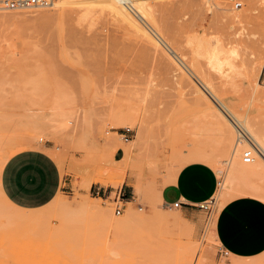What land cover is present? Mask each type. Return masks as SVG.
Listing matches in <instances>:
<instances>
[{
  "label": "rangeland",
  "instance_id": "374dc122",
  "mask_svg": "<svg viewBox=\"0 0 264 264\" xmlns=\"http://www.w3.org/2000/svg\"><path fill=\"white\" fill-rule=\"evenodd\" d=\"M174 1L157 6V27L145 26L147 36L96 0L0 9V170L7 148L23 143L49 150L62 175L58 196L35 211L47 212L36 224L19 226L17 209L0 194V264H264V254L251 260L225 255L217 239L224 200L236 196L222 187L234 149L220 145L213 116L194 93L201 80L170 53L188 66L202 64V79L217 95L247 107L254 86L264 95V0ZM216 38L221 50L239 52L240 74L230 81L202 52L201 44ZM58 99L74 111L65 124ZM258 113L264 128V108ZM233 132L241 144V131ZM117 139L130 149L125 156L108 146ZM199 148L221 165L217 170L206 162L218 172L219 185L211 209L198 205L202 217L188 218L164 205L163 189L173 183L180 160ZM132 172L144 190L131 185ZM85 199L115 218L136 212L147 222L112 226L109 217L82 209ZM60 221L71 228H56Z\"/></svg>",
  "mask_w": 264,
  "mask_h": 264
},
{
  "label": "bare ground",
  "instance_id": "6f19581e",
  "mask_svg": "<svg viewBox=\"0 0 264 264\" xmlns=\"http://www.w3.org/2000/svg\"><path fill=\"white\" fill-rule=\"evenodd\" d=\"M63 1L64 0H53L52 6H60ZM96 1H98L100 4H102L103 9L108 10L111 13V15L116 16L119 19H122V21H127V22L131 23L133 26L136 27V29H139L141 31V33H143L145 31L148 32V30H146V28L151 30L152 32H153V30L151 29V27L153 29H156L155 27H157V26L155 25V23L157 24V21L155 22L154 17H155V12H156L157 6L163 5L164 3L172 2L174 0H154V1L132 0V4L130 6L122 3L121 0H96ZM201 1H203V3L205 4V3H209V2H212V3L215 2L216 3L219 0H201ZM174 2H176V0ZM177 2H178V0H177ZM88 7L89 6H87V8ZM0 9H2V8L0 7ZM242 15H241V17H243V18H240V19H244L245 14H242ZM237 16H238V18L240 17V15H237ZM145 26H146V28H145ZM259 29H260V35L264 38V22H261ZM146 32H145V36H147ZM148 35H150V34H148ZM214 40L215 41L208 40V41H206L207 43L204 42V44H206V46L201 44L203 46L202 52H204L203 51L204 49L206 50V54L209 58L208 59L209 64L214 66L211 69H213V68L215 69L218 67V70L226 78V80L230 81L232 78H235L238 74H240V72L237 74V70H236L237 64H235L236 63L235 59L238 57L239 52H238L236 47H232V46H227V48H225L224 50H221L224 46L223 47L220 46L221 44L219 43V40L217 38ZM157 44L158 43L156 41V43L153 46V49L158 48ZM201 45H200V48H202ZM169 46H170V44H169ZM166 47H167V45H166ZM220 47H222V48H220ZM200 48H199V52L201 55L202 52H201ZM167 49H168V47H167ZM168 50H170V49H168ZM175 52L176 51H174L173 49L170 50V53L172 54V56H174L176 58V60H178V62L180 64H182V66L191 75H192V73H194V75H195L194 77L197 76L202 82V85H199L200 87H196L194 89V93L196 94V97L199 98L198 100H201L202 103H204L203 105H205L207 107L209 114L213 116V119L211 120V122H213L212 124L214 126L215 125L217 126V127L213 126V128H214V130H218L217 132L220 134V136H219V134L215 131L218 134V137L221 138V139L219 138L220 139L219 142H221L220 145H224V146H226V148L228 147L229 149L230 148L234 149V151L232 150L233 152L229 157V159H230L229 160L230 161L229 162L230 172L228 174L229 176L227 178V183L224 184L225 182H223L222 187L224 186V187L232 188L233 194L236 195L233 198L240 197V196H252V197L259 198V199L264 201V128L262 125L263 120H261L262 118H259V116H258V114H259L258 112L264 108V95L261 93L262 90L259 91L258 87L254 86V89L250 93L249 99L247 100L248 104H246V105H248V106L247 107L241 106L240 108L236 107L234 104L230 103L226 99L217 95L214 88L211 87L212 85L210 86V84L206 83L209 81H203V79L205 78V76H203L204 73H203V71L201 72L200 71L201 69L199 68L200 69L199 70L197 67V66H199V64H200L199 62L201 61V60L199 61V58H197V60L195 59V62L197 61L199 63V64L197 63L198 65H196V63H195L194 64L195 66H194L193 63H191L190 66H188L189 63L186 62L187 59H186V61L185 60H183V61L179 60V58L177 56L178 54ZM202 56H204L203 53H202ZM259 59H260L259 60L260 66H262L264 64V49L262 50V54H261V57ZM160 60H161V62H165V64L169 65L163 58H161ZM204 61H206V60H204ZM182 62H184L185 65ZM205 63H207V62H204V64ZM207 64H205L206 67L209 66ZM201 65L202 64H200V66ZM187 66L189 67L188 69H187ZM190 71H192V72H190ZM205 72H206V70H205ZM208 72L210 73L211 70L209 69V71H207V73ZM208 98L214 102L217 109L215 107H213L212 104L207 100ZM259 105H261L262 107L259 108ZM56 107L59 108L60 115L62 117H64L63 118L64 124L74 114L73 109L68 105V102L64 99H58ZM262 112H260V113H262ZM233 127L241 131V135H242L241 139H240L241 144L234 142ZM139 133L141 135L143 133V129H142L141 125L139 128ZM21 142H23V141H21ZM246 144L248 145L246 148L254 147V149H255V158H254L253 162L247 163V164H245V162L242 163L240 160L241 148L245 147ZM108 146L113 148L112 150L115 153H117V155L120 152H123V155L125 156L130 151V149L127 146H125L124 144H122L118 139H117V141L108 142ZM22 147H25V145L23 143L18 144V146H16V147L15 146L14 147H11V146L8 147L6 150L8 153H7V156L5 158L3 165L15 153L22 151L24 149L32 148V146L27 147V148H22ZM197 150H200V151H197V152L193 151L194 153L186 155L183 158V160L182 159L180 160L179 164H177V166H176V170L172 174V180H171L172 182L175 181L176 176L179 173V171L184 166H186L187 164L192 163V162H205V163L207 162V163L213 165V167H215L217 170L221 169V165L218 163V161L213 159V156H211V154L207 153L206 150L202 149V151H201L200 148ZM117 163H119L118 160H117ZM3 165L1 167V170L3 168ZM1 170H0V176H1ZM135 176L137 177L135 172H132L131 175L129 176L131 185H134V187L136 186L135 188H137L138 191H141L143 189L141 182L140 181L137 182L139 180L138 179L137 181L135 180L136 181V183H135L133 180L135 178ZM251 178H253V179L255 178L256 181H253ZM0 194H1L2 198L6 201V203L13 206L7 200V198L5 197V195L3 193L2 189H1V182H0ZM139 194H140V192H139ZM144 195H146V194L144 193ZM233 198H229V199H233ZM229 199L226 201L224 200V202L227 203L229 201ZM225 203H224V205H225ZM79 206L82 209L86 210L87 212H90L93 215H97V216L102 217V218L103 217H109L110 223L112 224V226H115V227L116 226L120 227V228L121 227H128V226L131 227L138 222H145V223L147 222L146 217L141 216L140 214H138L136 212H133L132 214H130L129 216H127L125 218H121V219L115 218L113 215H111V213L108 210L103 209L98 204L93 203V202L86 200V199L83 200L81 203H79ZM15 208L18 211L15 219H17L16 222L19 226L36 224L39 221H41L43 217H45L47 215V212L36 213L35 211H37V210H31L30 211V210L19 209L17 207H15ZM60 222L61 223H59V225L56 226V228H71V226H72V225L69 226L70 223H68L67 221H60ZM245 264H247V263H245Z\"/></svg>",
  "mask_w": 264,
  "mask_h": 264
},
{
  "label": "crops",
  "instance_id": "0c3cea01",
  "mask_svg": "<svg viewBox=\"0 0 264 264\" xmlns=\"http://www.w3.org/2000/svg\"><path fill=\"white\" fill-rule=\"evenodd\" d=\"M53 159L56 160L49 150L44 152L33 147L15 153L5 162L0 176L1 189L13 206L39 210L58 196L62 175ZM218 185L215 168L205 162L189 163L163 189L164 205L173 207L180 201L178 209L188 218H201L202 210L196 207L212 199ZM215 224L214 232L222 249L233 257L251 260L264 254L263 200L252 196L230 199L222 206Z\"/></svg>",
  "mask_w": 264,
  "mask_h": 264
},
{
  "label": "built area",
  "instance_id": "2783aa9c",
  "mask_svg": "<svg viewBox=\"0 0 264 264\" xmlns=\"http://www.w3.org/2000/svg\"><path fill=\"white\" fill-rule=\"evenodd\" d=\"M122 3L126 5H131L132 0H121ZM53 4V0H0V7L3 10H24V9H32V8H49ZM237 8L242 6L241 2H237L235 4ZM129 131V128H128ZM243 138V137H242ZM255 158V149L254 147L245 148L242 152V159L245 163L253 162ZM214 202L212 199L202 202L200 206L205 209H211V206ZM181 202L177 201L174 203L173 207L179 208L181 206ZM118 214L121 213V209L117 210ZM225 255H229L227 250H223Z\"/></svg>",
  "mask_w": 264,
  "mask_h": 264
}]
</instances>
